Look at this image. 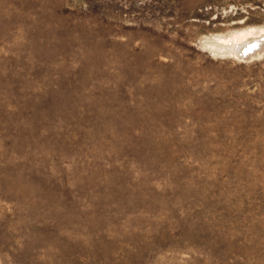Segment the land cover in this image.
Listing matches in <instances>:
<instances>
[{
  "label": "rangeland",
  "instance_id": "rangeland-1",
  "mask_svg": "<svg viewBox=\"0 0 264 264\" xmlns=\"http://www.w3.org/2000/svg\"><path fill=\"white\" fill-rule=\"evenodd\" d=\"M0 264H264V0H0Z\"/></svg>",
  "mask_w": 264,
  "mask_h": 264
},
{
  "label": "water",
  "instance_id": "water-1",
  "mask_svg": "<svg viewBox=\"0 0 264 264\" xmlns=\"http://www.w3.org/2000/svg\"><path fill=\"white\" fill-rule=\"evenodd\" d=\"M257 48L258 46L251 47L250 49H247V47H245L239 52V55L245 57L247 54L251 53L253 50Z\"/></svg>",
  "mask_w": 264,
  "mask_h": 264
},
{
  "label": "bare ground",
  "instance_id": "bare-ground-1",
  "mask_svg": "<svg viewBox=\"0 0 264 264\" xmlns=\"http://www.w3.org/2000/svg\"><path fill=\"white\" fill-rule=\"evenodd\" d=\"M263 40V39H262ZM255 45H249L248 47H247V49H250L251 47H254ZM259 49V47L257 48V49H255V50H258ZM255 50H253V51H255ZM241 51V50H240ZM239 51V52H240ZM253 51L251 52V53H249V54H247L245 57H250L252 54H253ZM240 57H242V56H240Z\"/></svg>",
  "mask_w": 264,
  "mask_h": 264
}]
</instances>
